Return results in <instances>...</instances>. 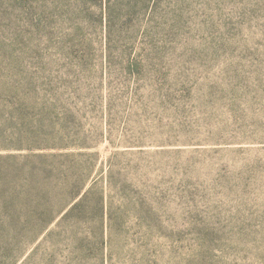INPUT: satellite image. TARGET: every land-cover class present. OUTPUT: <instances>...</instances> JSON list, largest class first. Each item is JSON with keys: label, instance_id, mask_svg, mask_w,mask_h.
Segmentation results:
<instances>
[{"label": "rangeland", "instance_id": "374dc122", "mask_svg": "<svg viewBox=\"0 0 264 264\" xmlns=\"http://www.w3.org/2000/svg\"><path fill=\"white\" fill-rule=\"evenodd\" d=\"M176 9V41L167 39L159 68L134 72L96 56L80 70L64 50L70 23L44 19L36 0H0V84L24 97L23 86L41 91L33 101L55 104L93 146L73 151L89 154L105 197L109 264H264V0H179ZM38 112L27 129L0 119V144L45 136ZM47 165L29 150H0L1 233L22 229L5 221L1 202L17 219L29 213L25 184L44 181ZM32 236L13 233L0 262L95 258L78 257L56 223Z\"/></svg>", "mask_w": 264, "mask_h": 264}, {"label": "trees", "instance_id": "16d2710c", "mask_svg": "<svg viewBox=\"0 0 264 264\" xmlns=\"http://www.w3.org/2000/svg\"><path fill=\"white\" fill-rule=\"evenodd\" d=\"M36 1L43 8L44 19L70 23L68 31L72 35L64 50L80 70L91 65L96 56L104 65L134 72L159 68L164 63L163 48L169 45L167 39L176 41L174 37L181 18L176 9L179 0ZM95 33L103 34L102 39L85 35ZM23 87L27 97L21 96L20 90L13 89L9 83L0 84V119L5 125H25L27 129L29 113L38 109V126L45 129V136L41 137L38 131L30 136L22 135L20 143L4 142L0 150H29L33 156L47 162L41 169L44 179L47 178L39 184L33 177L28 178L24 195H27L25 204L29 213L23 217L17 219L4 207L5 202H1L2 214L9 215L5 221L12 222V226L20 224L22 229L13 228L9 235L0 232V260L8 256L13 233H27L37 240L56 223L71 232L78 257L91 254L95 257L92 264H109L108 253L113 250L112 225L105 197L96 191L93 168L87 159L89 154L73 151L93 146L74 130L69 131L65 117L54 115L55 104L48 100L33 101L34 96H42L41 91L34 88L29 93V89ZM30 173L34 175L33 171ZM31 185L34 190L29 188ZM0 194L8 196L7 189L2 188Z\"/></svg>", "mask_w": 264, "mask_h": 264}]
</instances>
